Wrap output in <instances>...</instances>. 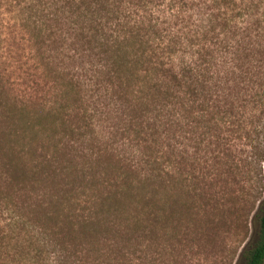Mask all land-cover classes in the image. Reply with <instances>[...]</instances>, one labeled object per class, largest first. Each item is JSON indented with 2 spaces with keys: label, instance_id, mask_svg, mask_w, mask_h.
I'll return each instance as SVG.
<instances>
[{
  "label": "trees",
  "instance_id": "trees-1",
  "mask_svg": "<svg viewBox=\"0 0 264 264\" xmlns=\"http://www.w3.org/2000/svg\"><path fill=\"white\" fill-rule=\"evenodd\" d=\"M262 72L264 0H0V264H133L146 239L198 242L195 128L204 151L213 104L215 141L241 139L224 80L234 110ZM257 175L242 264H264V158Z\"/></svg>",
  "mask_w": 264,
  "mask_h": 264
},
{
  "label": "rangeland",
  "instance_id": "rangeland-1",
  "mask_svg": "<svg viewBox=\"0 0 264 264\" xmlns=\"http://www.w3.org/2000/svg\"><path fill=\"white\" fill-rule=\"evenodd\" d=\"M232 76L231 73H228L224 80L223 107L226 110L228 121L235 119L236 123H240L243 137L237 141H215L214 134L217 133V129L214 116L216 113L215 107L210 104L206 116L210 119L207 132L209 141H205L204 151L201 150L202 146L198 141L200 130L197 127L194 134L195 141H192L194 182L198 187L205 182L206 199L208 196L211 197L209 204L202 210V213L205 214L201 216L203 217L202 222H199L201 227H205L206 232L199 239L193 238L198 242L186 241L184 235L178 240L170 241L167 239H146L141 243L143 247H146L145 254H143L145 256L140 259L135 258L133 264H242L239 260V252L256 228L252 222V213L255 207L253 199H255L259 184L258 162L264 158V104L254 107L243 99L250 98L249 95L253 94L259 85L262 87L261 92H264V72L261 73L260 78L258 77L257 84H249V87H253L252 90H240L239 101L236 103V108H233L234 110L229 107L231 93L234 90L232 87L235 83ZM218 143H227L230 148L222 150L223 148L216 146ZM203 153L207 159L205 170H209L210 174H207L206 180L201 182L203 171L201 156ZM215 155L224 156L227 163H235L234 172L228 178L235 183L231 184L230 182L229 184L225 175L222 176V179L218 175V170L212 165ZM223 180L227 182L225 196L222 195L223 191L220 186ZM229 192L232 195H228ZM229 196L232 197L230 200L234 199L237 203L230 205L229 202H226L225 206L215 204L216 201L219 203L224 198L229 199ZM136 243L137 241L132 239L120 242V246L125 244L126 246H136ZM137 255L139 257L141 254L136 253L131 256L134 258Z\"/></svg>",
  "mask_w": 264,
  "mask_h": 264
}]
</instances>
